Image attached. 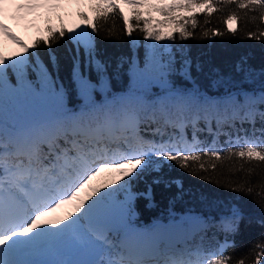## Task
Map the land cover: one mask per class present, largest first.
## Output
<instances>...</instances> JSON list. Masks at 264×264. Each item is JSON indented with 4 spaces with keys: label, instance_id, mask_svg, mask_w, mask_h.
Masks as SVG:
<instances>
[{
    "label": "snow or ice",
    "instance_id": "6c2138e0",
    "mask_svg": "<svg viewBox=\"0 0 264 264\" xmlns=\"http://www.w3.org/2000/svg\"><path fill=\"white\" fill-rule=\"evenodd\" d=\"M73 4L80 6L82 0H0V49L7 41L22 49L10 55L0 50V264H245L225 254L232 246L227 235L238 231L243 218L239 208L233 206L217 223L200 217L190 225L141 231L131 225L133 205L137 196L151 197V185L146 192H134L132 186L145 175L160 172L169 161L192 175L215 170L213 160L225 157L264 164V111L255 107L256 98L229 96L223 108L216 105L212 110L198 93L172 87L151 101L133 91L98 105L92 99L97 85L80 70L79 45L84 47L86 65L94 66L103 82L106 66L96 58L92 33H99L98 22L110 13H119L129 37L138 29L144 39L163 42L175 41L176 34L180 40L192 37L187 26L189 22L193 29L198 26L197 9L206 25L210 14L224 11L228 33L237 34L239 28L231 25L243 20V26L257 29L248 30V38L264 40V0H90L94 17L79 11L83 25L68 27L60 13L67 14ZM10 9L15 11L9 17ZM41 9L47 10L46 35H37L30 44L4 22L38 19ZM237 9L244 10L243 17ZM153 12L164 19H155ZM184 12L191 15H179ZM53 15L60 21L57 26L51 23ZM165 27L170 30L164 32ZM224 35L211 28L202 32L206 39ZM65 37L78 46L72 55V79L84 100L79 110L65 108L66 90L56 74L59 59L53 45ZM41 45L48 49L47 64L36 51ZM173 60L167 45L160 55L153 45L143 67L134 62L133 76L143 82L166 81L175 71ZM189 67L185 60L180 71L187 75ZM9 70L16 77L14 85ZM259 103L264 104V95ZM201 121L204 127H199ZM237 122L241 129L224 133L227 139L217 146L223 128ZM244 123L251 132L243 129ZM188 127L193 129L191 139ZM205 131L212 136L210 143L199 138ZM189 162H199L198 168ZM237 171L245 172L244 164ZM104 173L112 175L100 179ZM255 174L250 167L242 179L226 187L258 197L264 210V176L253 181ZM200 178L210 180L207 175ZM160 183L179 185L162 176L152 180ZM67 206L71 207L62 216L54 215ZM213 227L225 233L223 242H211L215 233L209 240L206 233ZM258 247L253 264L264 262V244Z\"/></svg>",
    "mask_w": 264,
    "mask_h": 264
},
{
    "label": "trees",
    "instance_id": "16d2710c",
    "mask_svg": "<svg viewBox=\"0 0 264 264\" xmlns=\"http://www.w3.org/2000/svg\"><path fill=\"white\" fill-rule=\"evenodd\" d=\"M152 2L157 3L158 0H152ZM164 2L168 3L171 0H164ZM89 3L90 0L84 12L91 19L95 13L89 7ZM215 7L220 8L222 5L216 4ZM237 11L243 17L244 10L237 9ZM130 12L129 9V14ZM196 12L198 26L193 29L190 22L187 26L188 31L193 33L192 37L180 40L176 34L175 41L163 42L144 39V34L138 29H135L129 37L118 12L110 13L106 20L102 18L98 22L99 33H92V35L96 58L106 66L103 82L95 67L86 65L84 47L79 45L80 70L91 79L93 84L97 85L92 93L93 101L102 105L114 97H123L133 91L151 101L163 96L167 89L175 87L180 91L198 93L200 97L210 102L212 110H215L216 105L223 108L226 98L233 96L254 97L256 98L255 107L264 111V104L259 103V97L264 95V40L250 39L246 36L248 30L256 31L257 29L251 24L243 26V20L233 21L231 26L239 28V31L232 35L227 31L228 25L224 22L226 19L224 11L210 14L207 17L210 23L207 25L204 23L206 17L199 9ZM179 15L191 14L184 12ZM152 16L155 19H164L156 12H153ZM51 23L57 26L60 21L53 15ZM209 28L223 31L225 35L202 38V32ZM43 29L41 35H46ZM169 30L168 27L163 28L164 32ZM153 45L156 46L157 55L163 53L164 45L168 46L174 58L175 71L168 75L166 81H138L132 72L134 62L143 67ZM77 47L67 37L53 45V51L59 59L56 74L65 87L64 106L68 110H79L84 106V100L77 94L76 85L72 79V55L75 54ZM69 49L72 50L71 53ZM36 51L47 64L48 49L41 45ZM163 59L165 61L168 59L166 53ZM185 60L190 62L187 75L180 71ZM49 67L51 70V65ZM29 78L34 80V74L29 73ZM9 81L13 85L16 83V77L11 70H9ZM199 127H204L202 121ZM242 127L249 132L252 130L247 123H244ZM260 127L261 121L257 116L256 128ZM240 129L239 122L233 128L225 126L217 138V146L223 145L227 139L224 133H236ZM192 132L191 127L186 129L188 139H191ZM144 135L146 138H151L150 131H145ZM199 138L208 143L212 141V136L206 131L199 133ZM204 162L207 168V158H204ZM213 162L217 165L215 170L209 169L207 173L198 172L192 175L190 170L185 171L169 161L160 172H152L145 175L143 179L135 181L132 191L146 192L148 185H151V197H136L133 205L135 215L131 219V225L141 231L171 229L178 225H190L200 217L212 224L219 222L222 216L230 215L231 209L235 206L241 210L243 218L238 231L227 235L232 246L226 250L225 254L233 261L243 259L245 264H253L260 251L258 245L264 244V210L257 203L258 197L230 191L226 185L230 181L242 179L250 167L255 168L256 172L252 177L253 181L259 180L261 176H264V164L256 161L247 162L246 158L241 159L235 156L231 159L225 157L222 160H213ZM189 163L198 168L199 162ZM241 164H244L245 172L237 171ZM110 175L112 174L104 173L100 179L108 178ZM201 175L209 176L210 180L201 179ZM158 176H162L166 181H179V185L177 183H169L167 186L164 183L152 184V180ZM119 198L122 199L123 195L121 194ZM214 233L215 239L211 242L213 244L215 241L223 242L225 233L219 232L214 227L207 230L206 235L209 240ZM196 239H199V235Z\"/></svg>",
    "mask_w": 264,
    "mask_h": 264
},
{
    "label": "rangeland",
    "instance_id": "374dc122",
    "mask_svg": "<svg viewBox=\"0 0 264 264\" xmlns=\"http://www.w3.org/2000/svg\"><path fill=\"white\" fill-rule=\"evenodd\" d=\"M89 0H82V4L80 6H77L76 4H73L71 7L66 9L65 11H61V15L64 16V23L68 27H74L76 24L83 25V21L79 19V17L76 15L79 11H85L86 6L88 4ZM14 9L9 10V17L14 12ZM47 15V10L41 9L39 18L34 20L33 16H28L26 20L16 21L11 18L5 19V23L9 25V27L12 29L13 32L16 33V35L20 36L22 40L25 41V43H31L32 40L37 36L41 35L42 29L46 23L45 16ZM53 24V23H52ZM83 47V45H81ZM5 51L7 54H12L15 51H22V49H19L17 45L13 44L11 41L6 42V47L0 49ZM71 206H67L65 209L59 210L57 213H55V216H62L64 211H67L70 209Z\"/></svg>",
    "mask_w": 264,
    "mask_h": 264
},
{
    "label": "water",
    "instance_id": "95a60500",
    "mask_svg": "<svg viewBox=\"0 0 264 264\" xmlns=\"http://www.w3.org/2000/svg\"><path fill=\"white\" fill-rule=\"evenodd\" d=\"M124 11H125V9H124Z\"/></svg>",
    "mask_w": 264,
    "mask_h": 264
}]
</instances>
